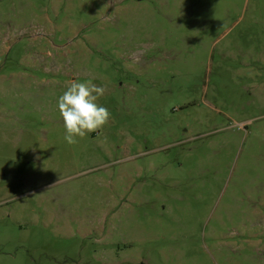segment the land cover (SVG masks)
<instances>
[{
    "label": "rangeland",
    "instance_id": "374dc122",
    "mask_svg": "<svg viewBox=\"0 0 264 264\" xmlns=\"http://www.w3.org/2000/svg\"><path fill=\"white\" fill-rule=\"evenodd\" d=\"M0 264H264V0H0Z\"/></svg>",
    "mask_w": 264,
    "mask_h": 264
},
{
    "label": "clouds",
    "instance_id": "9594fccd",
    "mask_svg": "<svg viewBox=\"0 0 264 264\" xmlns=\"http://www.w3.org/2000/svg\"><path fill=\"white\" fill-rule=\"evenodd\" d=\"M106 87L97 86L91 80H73L58 98V111L65 129L64 140L75 145L89 133L97 132L111 119V112L98 103Z\"/></svg>",
    "mask_w": 264,
    "mask_h": 264
}]
</instances>
